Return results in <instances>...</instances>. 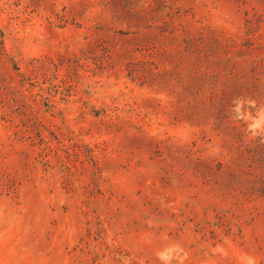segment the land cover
<instances>
[{
  "label": "rangeland",
  "instance_id": "obj_1",
  "mask_svg": "<svg viewBox=\"0 0 264 264\" xmlns=\"http://www.w3.org/2000/svg\"><path fill=\"white\" fill-rule=\"evenodd\" d=\"M0 264H264V0H0Z\"/></svg>",
  "mask_w": 264,
  "mask_h": 264
}]
</instances>
